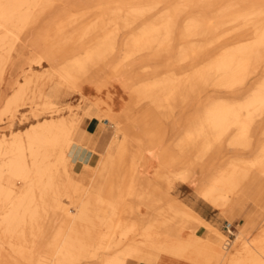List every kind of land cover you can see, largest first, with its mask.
Wrapping results in <instances>:
<instances>
[{"label":"bare ground","instance_id":"bare-ground-1","mask_svg":"<svg viewBox=\"0 0 264 264\" xmlns=\"http://www.w3.org/2000/svg\"><path fill=\"white\" fill-rule=\"evenodd\" d=\"M162 1L130 0L124 4L141 16L152 9L151 5ZM211 1L181 0V6L170 17L162 18L150 33L125 23L123 37L132 42L124 53L114 46L105 50L101 46L97 51L86 46L101 36L104 43L110 38L108 32L90 36L88 33L85 39L77 34L55 49L38 40V35L26 42L24 35L17 33L11 41L2 42L5 45L0 52V129H5L1 125L7 123L6 128L11 129L17 112L26 104L24 95L30 85L38 84L39 96L46 100L31 111L29 119L36 121L25 129L7 134L0 130V206H8L0 219V228L17 238L13 247L0 236V264H218L225 256L205 239L217 231L190 205L180 203L171 191L177 182L184 183L193 190L195 198L219 208L228 202L230 193L241 186L245 190L253 186L252 200L260 205L264 203V150L260 153L257 150L253 159H247L238 151L221 150L220 141L212 145L214 148L208 146V139L217 135L219 138L222 132L213 133L209 128L205 136L198 131L193 133L197 139H189L172 125L169 127L166 120L174 102L187 93L184 82L192 74L188 75L186 70L182 73L181 67L202 60L220 67L223 73L233 72L224 87L234 103L231 107L221 103L213 115L207 114L199 120V126L204 127L219 117L222 124H233L235 137L244 140L246 146L253 136L262 134L257 126L264 125V0H253L248 6L220 0V7ZM52 2L47 0L45 8ZM42 3L41 0H0V28H5L14 17L24 23L21 9ZM190 4L202 14L195 18L186 15L187 20L178 27L180 42H177L174 17ZM213 8L217 13L204 15ZM238 18L247 19L244 22L247 28L258 29L250 51L242 44L233 50L225 49L214 59L209 53L212 42L208 46L190 45L206 35H214V40H227V30L221 31V37L216 33L219 23L232 24ZM56 29L58 36V26ZM33 45L42 52L47 48L48 52L25 57L26 47ZM74 51L80 54L65 59L67 67L47 71L43 66L44 62L52 65L57 56ZM234 63L236 66L232 68ZM79 70L89 72L82 86L83 92L88 91L99 107V111L93 107L96 118L107 121L106 126L114 127L116 138L121 137L114 158L108 154L95 167L90 166L91 149L68 138L77 122L52 118L59 112L53 99L60 96L61 87L65 85L69 90L81 87L75 75ZM198 70L192 71L196 83L191 92L199 81ZM55 72L58 80L45 93V80L52 81ZM179 72L186 75L179 77ZM141 75L147 82L142 85L143 92L137 94L134 86L141 83L137 81ZM92 80L102 83L93 89ZM143 99L147 100L148 109H137V103ZM92 137L91 147L98 139L96 135ZM116 138L114 141L118 142ZM257 141L263 143L264 139ZM75 163L82 164L83 171L79 174L81 180H87L85 188L79 190L82 197L77 201L78 212L72 216L61 208L60 216L46 220L39 215L40 211L47 212L46 205L38 204L37 197L43 203L46 188L54 185V173L61 169L66 173ZM26 223L30 230L42 229L39 235L45 249L39 254L24 247ZM120 226L124 229L118 233ZM53 227L55 231L47 237ZM201 227L206 230L202 237L196 234ZM240 237L238 233L233 242L226 240L223 251L229 252L235 242L231 257L252 248L256 263L264 264V228L257 229L251 240L242 241Z\"/></svg>","mask_w":264,"mask_h":264},{"label":"rangeland","instance_id":"rangeland-1","mask_svg":"<svg viewBox=\"0 0 264 264\" xmlns=\"http://www.w3.org/2000/svg\"><path fill=\"white\" fill-rule=\"evenodd\" d=\"M41 1L43 2L41 5L33 6L31 9L28 7L21 9L20 13L23 14L22 17L25 20L24 23L19 22L17 17H14L13 21H10L5 25V28H0V52L4 51L3 47L5 44H2L14 39V36L17 33H20L21 36L24 35L23 37H25L24 40L26 42L32 41V39L38 35V40L45 43L47 47L55 49L57 48L56 46L63 45V43L69 37L75 36L77 34L82 35L81 38L85 39L88 36V33L90 36L91 33L103 34L104 32L105 34V32H108L110 38H106L104 43L101 36L97 39L89 41L86 46H88V48L92 51H97L101 46H104V50L110 49L111 46H114L117 49H121V53H124L128 43L132 42L131 39L123 37V33L127 29L126 27H123L125 23H127L128 26L137 28L140 31L142 30L146 33H150L152 28L157 23H159L162 18L166 19L170 17L174 10H177L182 4L181 0H164L157 5H151L152 9L148 10L144 14H141V16H137L136 13H133L128 8L126 3L124 4V2H129L130 0H53L52 4L48 8H45V2L47 0ZM227 2H236L242 4L243 6H248L250 2H253V0H228ZM210 3L216 7H220V0H212ZM141 6L144 5L142 4ZM196 8L197 7H194L190 4V6H187L185 10H179V12H177L179 14L177 17H174V26L177 28L174 33L175 41L180 42V39H178V32L179 28L182 27L181 25L187 20L186 15L188 14L195 18L197 15L202 14ZM217 11L218 10L215 8H213L211 11L208 9V12H206L204 15L211 16L214 13H217ZM132 18L135 20H132ZM245 21H247L246 18H238L237 20H234L232 24L227 22L219 23V28L216 33H218L217 35L220 36L222 30H227V40L222 41L221 38L214 40L216 38L214 35H206L203 37L199 36L195 41L191 42L190 45L208 46V43L210 44V42H212L213 44L209 49V53L213 55L214 59L215 57H219L225 49L233 50L242 44L247 45L246 50L250 51L253 47L251 45L253 43V37L256 35L258 29L254 28L255 26L247 28L244 24ZM57 26L59 29L58 36H56ZM85 29L87 31H85ZM45 49L44 53L40 48H36L34 45L28 46L24 51V55L25 57H31L33 55L37 56L43 53L46 54L48 49ZM79 54L77 51H74L69 52V54H66L63 57L57 56L52 65L44 62L43 66L46 67L47 71L58 67H67L68 62H65V59L69 60L70 58L79 56ZM235 66L236 63H234L232 68H235ZM197 68H199L197 71V74H199V81L197 82L196 87H194L195 91L191 92L189 91L190 88L196 83L195 80H193V74L195 72L192 73V71ZM181 69H183L181 70L182 73L184 70H186L189 71L187 73L188 75L192 74L193 76L191 75V78L185 79L186 82H184V87L187 90V93L180 96V100H177L176 103L174 102L172 105L170 116L166 120V123L169 125V127L172 125L174 130L179 131V134L183 135V137L188 136L190 137L189 139L194 140L197 138H194L193 133L198 131H200V133L204 136L209 128L214 130L213 133L222 132L223 134L219 138L217 135L215 138L208 139L210 142L208 146L214 148L212 145L217 143V141H220L221 150L230 151L231 153L238 151L247 159H253L254 156L258 154L257 150L259 153L264 150V142L256 143L258 142L257 140L264 139V125L257 126L258 130H262V134H259L255 137L253 136L252 142L248 146L245 145L246 143L244 140L237 139L235 137L236 133H234V127H232L233 124H222V121L219 119V117L208 121V124H206L204 127L199 126V120L204 118L207 114L213 115V112L218 109L221 103L227 107H231V105H233L234 98L230 96L229 91L224 87L225 83L229 80L228 78L231 76V73H233L232 71L227 74L223 73L220 67L210 65L207 61L202 60L194 62L192 65L187 67L182 66ZM39 70L40 72H46L44 69ZM85 71H75L76 78L78 82L81 83V87L77 89L70 88L69 90L65 85H63L60 89V96L57 97V100L56 98L53 99V101L56 104L55 108L57 107L59 110L58 115L69 114V111L71 112L73 109L74 112L77 113H74L72 117V119H74L77 124L75 127H71L69 131L68 138L71 140L79 143V140L76 138V133L80 119H82V128L89 122H91L92 128H95L98 141L96 145L92 147H86L89 150L91 149L90 151L93 155L90 161V166L95 167L98 160L108 156V154L114 158L118 151L119 144L117 143H119L121 137L118 135V138H116L114 127L111 125L106 126L108 124L107 121H102L96 118V113L93 110V107L98 111L99 107L96 106L95 101H93L94 97H90L88 95V91L87 93L83 92L84 85L82 86V84H84L83 81L87 79L89 74L87 70ZM179 74L180 72L178 75ZM185 75L186 74H182L179 75V77H183ZM58 77V73L55 72L52 81L45 80V93L48 92L52 87V83L58 80ZM6 78L9 79V75H7ZM18 78L22 79L21 77ZM137 81H141V83L135 85L134 89L136 90L137 94H141L143 92L142 85L143 83L147 82V78L142 79L141 75L140 80ZM90 82L92 83L93 89L102 83L100 80H92ZM39 87L40 86L35 83L27 87L23 101L26 104L22 105L23 107H20L21 110L19 109L17 112L18 115H16L11 129L9 130L6 128L8 126L7 123L2 126V128L5 127V129H0L1 131L7 134L11 131L22 130L28 127L29 124L36 121H32L33 119H29L27 121L21 118H23L22 112L28 111V115H31V111L35 107H40L46 100L44 96H39ZM88 88L89 85H87V90ZM147 103V100L143 99L141 102L137 103V109H148V107H145L148 105ZM87 104L92 106V117H87L84 115L83 109ZM77 115L80 117V119H78ZM226 115H228V113H226ZM136 130H138V128H136ZM250 130L247 131L248 137L251 134ZM115 138L118 142L114 141ZM61 170L54 173V185L46 188L44 202L41 203L37 197L38 204L46 205L47 212H39V215L42 217L45 216L47 218L46 220H52L56 216H60L61 212H63L61 211V208L69 211V214L72 216L76 214L78 212V208L76 206L77 201L82 197L81 193H79V190L81 191L84 189L87 183V180H81L82 175L79 174V172L83 171L82 164H73V166L68 168L66 173H63ZM178 184L179 182L175 184L171 194L176 199H178V201L181 200L180 203L183 204L185 202V204L188 206L190 205V207L195 210V212L205 223L211 225L213 229L217 231V233L208 234L205 239L207 242L212 243L215 249L225 253V256L221 258L218 264H229L232 261H241L239 264H258L254 260L255 253L252 248H248L245 253L231 257L230 254L233 252V248L235 247L234 242V244L232 243L234 246L229 252L223 251L225 249L224 246L227 244L226 240H228L229 243L233 242L238 233L241 234L240 238L242 241L247 239L251 240L256 234L257 229L261 230L264 228V203L258 205L252 200L255 187L252 186V188L245 190V187L241 186V189H237V191L229 194V200L227 203L222 205V207L214 208L209 203L195 198L193 190L189 189L186 184ZM72 192L75 193L71 194ZM7 209L8 206L1 204L0 219L4 216V211ZM246 218V225L243 226ZM28 225L29 224L26 223L23 228L26 237L24 247L30 251H34L36 254H39L45 249V242L43 240L41 241L39 235L42 229L40 227H34L31 229V232ZM123 229L124 227L120 226V228L117 229V232L120 233ZM54 231V227L50 228L46 236L50 237ZM196 234L202 237L206 234V230L202 227L198 228L196 230ZM0 236L3 238L5 243L16 247L17 238L4 233L2 227L0 228Z\"/></svg>","mask_w":264,"mask_h":264},{"label":"crops","instance_id":"crops-1","mask_svg":"<svg viewBox=\"0 0 264 264\" xmlns=\"http://www.w3.org/2000/svg\"><path fill=\"white\" fill-rule=\"evenodd\" d=\"M16 76H12V78H15ZM84 110V115L87 117H92L91 115V111H92V106L90 104H87L86 107L83 109ZM28 111L27 112H22L23 118H30V115H28ZM76 113L74 112V109L70 112L69 114H63V115H58L59 113H57L55 116H53L52 118L55 119H60V118H65L68 121H71L73 114ZM77 114V113H76ZM78 116V115H77ZM78 119H80V117L78 116ZM81 123H82V119L79 120V126H78V130L76 133V138L79 140V143L84 146V147H89L90 142L92 140V136L96 135V130L95 128H92L91 122H89L87 125L85 124L83 126V128L81 127ZM3 125H1L2 127ZM4 128V127H3ZM98 141V139H97ZM96 141V143H97ZM96 145V144H95ZM247 218L245 219L243 226H245Z\"/></svg>","mask_w":264,"mask_h":264}]
</instances>
